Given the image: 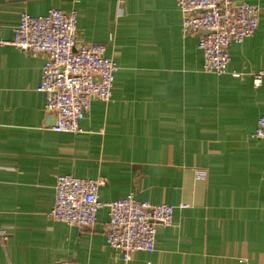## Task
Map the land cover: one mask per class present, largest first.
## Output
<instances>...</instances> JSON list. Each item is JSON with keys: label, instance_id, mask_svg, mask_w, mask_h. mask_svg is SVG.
<instances>
[{"label": "crops", "instance_id": "1", "mask_svg": "<svg viewBox=\"0 0 264 264\" xmlns=\"http://www.w3.org/2000/svg\"><path fill=\"white\" fill-rule=\"evenodd\" d=\"M253 33L228 45L223 73L202 68L175 0H0V39L18 14L76 11V42H101L116 68L108 100L91 98L78 132L51 129L36 90L44 55L0 43V264H264V0ZM235 73V74H233ZM197 170L201 174H197ZM58 174L104 178L106 201L132 193L173 204L153 250L129 259L91 227L48 215ZM179 203L186 206L179 207Z\"/></svg>", "mask_w": 264, "mask_h": 264}, {"label": "built area", "instance_id": "2", "mask_svg": "<svg viewBox=\"0 0 264 264\" xmlns=\"http://www.w3.org/2000/svg\"><path fill=\"white\" fill-rule=\"evenodd\" d=\"M175 4L181 14V33L198 35L196 45L202 55V68L215 74L226 70L229 43L251 35L257 26L259 8L247 1L175 0ZM75 30L74 9L65 12L48 8L42 14L22 10L11 39H0V43H10L30 55H44L36 90L44 95L45 110L54 114L51 129L56 131H80L79 119L91 98L106 101L111 95L114 60L104 53L101 42H76ZM261 76L264 69L252 73L255 85ZM252 136L261 139L264 147V112L257 116ZM197 174L201 171L197 170ZM103 183L102 176L58 174L48 215L79 228L91 227L97 210L105 206V241L123 260L135 250H153L155 228L171 223L174 205L138 200L130 192L103 201L98 197ZM6 239L7 232L0 225V244Z\"/></svg>", "mask_w": 264, "mask_h": 264}]
</instances>
